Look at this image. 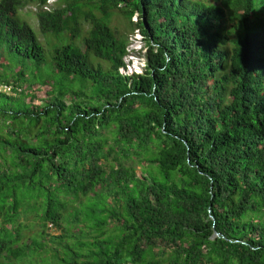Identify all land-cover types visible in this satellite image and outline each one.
I'll use <instances>...</instances> for the list:
<instances>
[{
	"label": "trees",
	"instance_id": "1",
	"mask_svg": "<svg viewBox=\"0 0 264 264\" xmlns=\"http://www.w3.org/2000/svg\"><path fill=\"white\" fill-rule=\"evenodd\" d=\"M48 1L0 0V264H264V0Z\"/></svg>",
	"mask_w": 264,
	"mask_h": 264
},
{
	"label": "rangeland",
	"instance_id": "2",
	"mask_svg": "<svg viewBox=\"0 0 264 264\" xmlns=\"http://www.w3.org/2000/svg\"><path fill=\"white\" fill-rule=\"evenodd\" d=\"M50 3L53 5L56 3V0H50ZM51 6V5H50ZM36 9L37 6L30 5L26 9L22 11V18L25 20L30 21V24L32 25V28L35 30L36 35L43 43L44 47L46 48V54H51V48L55 47L57 45V40L53 37V35H48V42L47 39L42 35L40 28L38 26V19L36 16ZM134 21L137 20V16L135 15L133 18ZM117 23L122 31H126L127 28V21L121 16L117 17ZM129 32L128 36V55L125 57V69L121 68L120 71L125 74H133V73H142L145 71V66L147 63V57H146V50H147V42L144 39L143 35L138 31L135 30L134 32ZM6 60V59H5ZM25 63L27 66V69L29 70V73L33 75L37 71V66L35 61L30 59ZM22 61V60H21ZM24 62H21V65H23ZM45 71L44 69L41 70V74L43 76H46L50 69L48 65H45ZM43 67V68H44ZM36 90H34V93L32 94V97L36 100V103H41L42 101L45 102L50 95L49 86L45 84L44 86H41L40 84L35 85ZM3 89V87H2ZM138 174L141 176L142 172L140 168H138Z\"/></svg>",
	"mask_w": 264,
	"mask_h": 264
},
{
	"label": "built area",
	"instance_id": "3",
	"mask_svg": "<svg viewBox=\"0 0 264 264\" xmlns=\"http://www.w3.org/2000/svg\"><path fill=\"white\" fill-rule=\"evenodd\" d=\"M50 5H52V4L50 3V0H49V1H48V4L45 6V8H49ZM3 90L8 91L9 88H8L7 86H3ZM50 228L53 229V226L50 225Z\"/></svg>",
	"mask_w": 264,
	"mask_h": 264
},
{
	"label": "water",
	"instance_id": "4",
	"mask_svg": "<svg viewBox=\"0 0 264 264\" xmlns=\"http://www.w3.org/2000/svg\"><path fill=\"white\" fill-rule=\"evenodd\" d=\"M218 234V233H217Z\"/></svg>",
	"mask_w": 264,
	"mask_h": 264
}]
</instances>
